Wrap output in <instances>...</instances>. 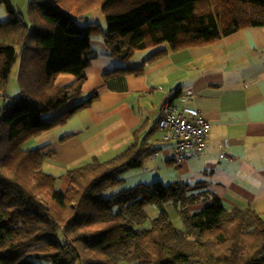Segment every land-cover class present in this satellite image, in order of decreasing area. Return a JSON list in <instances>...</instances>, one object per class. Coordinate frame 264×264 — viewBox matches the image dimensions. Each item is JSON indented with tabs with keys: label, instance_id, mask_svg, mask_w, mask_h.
I'll return each instance as SVG.
<instances>
[{
	"label": "trees",
	"instance_id": "16d2710c",
	"mask_svg": "<svg viewBox=\"0 0 264 264\" xmlns=\"http://www.w3.org/2000/svg\"><path fill=\"white\" fill-rule=\"evenodd\" d=\"M0 4L8 14L0 22V264H264V218L250 206L228 208L182 181L139 182L107 194L158 150L148 141L151 129H134L133 141L109 159L68 169L63 191L42 168L51 153L25 147L98 97L82 93L93 37L102 36L108 54L122 61L164 44L148 58L155 60L264 25V0H28L25 14L11 0ZM96 8L104 24H83ZM17 60L13 98L7 85ZM127 71L140 74L143 64ZM61 75L72 79L57 83ZM147 206L158 214L149 219Z\"/></svg>",
	"mask_w": 264,
	"mask_h": 264
},
{
	"label": "crops",
	"instance_id": "0c3cea01",
	"mask_svg": "<svg viewBox=\"0 0 264 264\" xmlns=\"http://www.w3.org/2000/svg\"><path fill=\"white\" fill-rule=\"evenodd\" d=\"M7 19L0 4V22ZM91 47L82 93L96 91L98 97L25 143L31 142L26 148L51 153L43 158L42 168L56 177L58 190L67 186L68 169L93 158H111L133 141L132 131L142 126L152 130L148 141L158 149L144 159L145 170L138 174L149 180L143 181L164 183L173 177L190 188L202 187L228 208L250 206L264 218V25L150 61L164 44L135 51L128 61L110 56L100 37L91 39ZM141 64L140 74L127 71ZM71 79L61 75L56 82ZM164 94L178 106L198 109L211 123L202 156L171 159V143L163 140L156 126ZM74 104L71 100L51 115ZM224 144L227 158L219 157ZM205 203L190 209L198 211Z\"/></svg>",
	"mask_w": 264,
	"mask_h": 264
},
{
	"label": "built area",
	"instance_id": "2783aa9c",
	"mask_svg": "<svg viewBox=\"0 0 264 264\" xmlns=\"http://www.w3.org/2000/svg\"><path fill=\"white\" fill-rule=\"evenodd\" d=\"M191 95V91H187ZM156 126L163 132V140L171 143L170 157L173 161L197 158L205 154L207 135L211 123L200 111L188 105L178 106L164 94L160 100V108ZM219 157L227 158L226 148L222 146Z\"/></svg>",
	"mask_w": 264,
	"mask_h": 264
},
{
	"label": "rangeland",
	"instance_id": "374dc122",
	"mask_svg": "<svg viewBox=\"0 0 264 264\" xmlns=\"http://www.w3.org/2000/svg\"><path fill=\"white\" fill-rule=\"evenodd\" d=\"M11 1H12L13 6L18 11L24 12L23 14H25L28 0H11ZM94 21L95 22L100 21L103 24L105 22V16L101 12L100 8H96V9H93L92 11H90L86 15V18L82 20V23L86 24L88 22H94ZM95 37H100L102 39V36H95ZM19 68H20V60H17L15 62V64L13 65L11 72L9 74V78H8L7 93L9 94L10 97H13V98L19 94V82H18ZM2 103H3V100L0 98V108L2 106ZM30 143H27L25 146H30L31 145ZM141 170H142V167L126 171L122 175V177H125L123 184L111 187L109 189V191L107 192V194L111 193V192H116V191L121 190L122 188H125V187L133 186L139 182H144V183L148 182V181H143V180H149L148 177L144 178V176H141L138 174L139 172H141ZM144 170H142V171H144ZM154 171L156 173H158V171H156V170H154ZM159 172H160V170H159ZM140 178H142V179H140ZM152 181H150V182H152ZM174 181H176L175 178L171 177L170 179H165L164 184H168V183L174 182ZM146 209H147V213L149 215V219L158 214V210L156 208L147 206ZM170 214H171V219H172L174 225L179 227V228H184V224H183L181 218L178 216V214L174 211H171V210H170ZM36 264H51V263L50 262L46 263V262H42V261H36Z\"/></svg>",
	"mask_w": 264,
	"mask_h": 264
}]
</instances>
